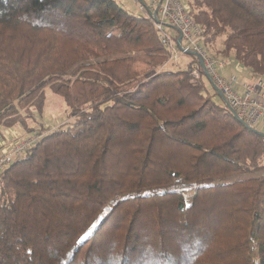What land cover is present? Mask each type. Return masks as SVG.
Here are the masks:
<instances>
[{
	"label": "trees",
	"instance_id": "trees-1",
	"mask_svg": "<svg viewBox=\"0 0 264 264\" xmlns=\"http://www.w3.org/2000/svg\"><path fill=\"white\" fill-rule=\"evenodd\" d=\"M188 11L264 83V0ZM169 56L117 0H0V141L34 132L0 173V264H264V133ZM48 88L67 127L29 125Z\"/></svg>",
	"mask_w": 264,
	"mask_h": 264
},
{
	"label": "built area",
	"instance_id": "built-area-1",
	"mask_svg": "<svg viewBox=\"0 0 264 264\" xmlns=\"http://www.w3.org/2000/svg\"><path fill=\"white\" fill-rule=\"evenodd\" d=\"M133 1L140 13L154 21L162 43L170 50L169 62L175 61L178 53L194 56L199 62L201 59L200 67L203 73L209 74L212 82L221 91L225 101L235 110L240 120L252 128H256L255 126L264 120V83L240 81L236 75L229 78L223 75L222 70L228 61H216L203 46L202 30L181 0ZM169 27L177 32L178 40H175L168 31ZM192 75L197 80L200 78V71L194 69ZM33 142L31 139L21 140L12 147H5L0 152V173L23 158Z\"/></svg>",
	"mask_w": 264,
	"mask_h": 264
},
{
	"label": "rangeland",
	"instance_id": "rangeland-1",
	"mask_svg": "<svg viewBox=\"0 0 264 264\" xmlns=\"http://www.w3.org/2000/svg\"><path fill=\"white\" fill-rule=\"evenodd\" d=\"M117 1L127 11H130V12L135 13V14L140 13L136 3L133 0H117ZM181 1L188 10H190L193 7L194 0H181ZM168 31L170 33L174 32V30L170 27L168 28ZM173 36H177V32H176V35H173ZM218 44H220V42H218L217 45ZM211 53L214 55V57L216 56L214 52L211 51ZM192 58L193 57H191V56H186L185 54L178 53V58L174 62L172 61L173 63L170 64L171 67L168 65L167 69L168 70H176V68L185 67V66H187L188 59H189V61H191L190 59H192ZM216 58L218 59L219 57L216 56ZM216 58H215V60L218 61ZM222 61H227V60L225 59ZM218 62H220V61H218ZM167 64H169V61ZM225 66H227V64ZM237 77H240V76H237ZM247 80H249V79L247 78ZM249 82L257 83V82L251 81V80H249ZM35 118H36L35 119L36 121H29V125L33 128H38L40 126H42L44 128H52V129L57 128L59 126L67 127V122L69 123L68 117H67V106H66L65 102L53 91L52 88H48L46 90V99H45L44 110H43L41 115H37V116H35ZM255 127L257 129H259L260 132L264 133V120L261 121L259 124H257ZM15 131L24 134L23 138L21 137L23 141L30 139L29 136L34 135V132L29 134V133L23 132L19 127H15L13 129H11L10 131H5V133H4L5 136L2 137L0 142L5 143L6 147H8V146L12 147L13 144H16L15 140L17 137H15V135H16ZM237 177L238 176L229 177L226 180L231 181V180L236 179Z\"/></svg>",
	"mask_w": 264,
	"mask_h": 264
},
{
	"label": "crops",
	"instance_id": "crops-1",
	"mask_svg": "<svg viewBox=\"0 0 264 264\" xmlns=\"http://www.w3.org/2000/svg\"><path fill=\"white\" fill-rule=\"evenodd\" d=\"M173 35H176V31H174L173 33H171ZM218 61H222L225 60L223 58H218ZM191 60V59H190ZM228 61L227 66L224 67V69L222 70V74L225 75L226 77H230L231 75H237L240 76L239 80L240 81H247L249 82V80H247V76H245L246 72H243L242 70H240L236 64H234L233 62L229 61L228 59H226ZM245 77V78H244ZM207 78V77H206ZM208 79V78H207ZM209 80V79H208ZM210 86L213 87L212 83L209 81ZM214 88V87H213ZM215 90V89H214ZM260 90V88L258 89V91ZM216 91V90H215ZM217 92V91H216Z\"/></svg>",
	"mask_w": 264,
	"mask_h": 264
},
{
	"label": "water",
	"instance_id": "water-1",
	"mask_svg": "<svg viewBox=\"0 0 264 264\" xmlns=\"http://www.w3.org/2000/svg\"><path fill=\"white\" fill-rule=\"evenodd\" d=\"M200 62H201V65H202V61H201V59H200ZM205 75H206V77L209 79V81L212 83L214 89L217 91V93L219 94L220 98H222V99L225 101V98H224L223 94H222L221 91L215 86V84L212 82V79H211V77L209 76V74L206 73ZM228 107L230 108L231 112H232V113L238 118V116H237L235 110L232 109L229 105H228ZM238 119H239V118H238ZM239 120H240V119H239ZM240 121H241L243 124H245L242 120H240ZM245 125H247V124H245ZM250 128H252V127H250ZM252 129H253V128H252ZM253 130L256 131V132H258V133H261L260 131H258V130H256V129H253ZM261 134H262V133H261ZM262 135L264 136V134H262Z\"/></svg>",
	"mask_w": 264,
	"mask_h": 264
}]
</instances>
